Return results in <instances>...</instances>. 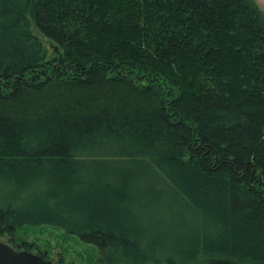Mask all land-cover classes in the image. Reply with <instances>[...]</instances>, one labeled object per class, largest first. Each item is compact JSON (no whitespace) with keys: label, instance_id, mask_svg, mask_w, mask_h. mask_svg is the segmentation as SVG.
Listing matches in <instances>:
<instances>
[{"label":"trees","instance_id":"1","mask_svg":"<svg viewBox=\"0 0 264 264\" xmlns=\"http://www.w3.org/2000/svg\"><path fill=\"white\" fill-rule=\"evenodd\" d=\"M26 226L98 264H264L256 0H0V237Z\"/></svg>","mask_w":264,"mask_h":264},{"label":"rangeland","instance_id":"2","mask_svg":"<svg viewBox=\"0 0 264 264\" xmlns=\"http://www.w3.org/2000/svg\"><path fill=\"white\" fill-rule=\"evenodd\" d=\"M260 9L264 13V0H256ZM34 32L39 35L41 40L44 42L45 46L52 50V43L49 42L37 29H33ZM96 168L102 166L101 164H96ZM157 184L154 185V188H159L162 190L164 188L163 185L156 182ZM168 198V195H166ZM166 201L165 196L159 200L160 203L170 206L169 202H173V207H181V203L178 201ZM183 212L186 216L190 217L189 221L192 224H195L197 221V225H201V217L196 218V212L191 209H183ZM163 211V210H162ZM189 211V212H188ZM117 219H119V215H115ZM155 217V216H154ZM153 217V218H154ZM114 218L110 214V219ZM196 218V219H195ZM199 220V221H198ZM125 223V221H123ZM166 227L164 225L161 226V231H164ZM152 238V234H150ZM16 242H11L9 236L0 237V242L10 245L11 247L22 251L21 249V242L27 241L30 244H34L35 250L34 254L45 253L48 258L56 263V264H98L99 263V249L95 245H90L81 241L78 237L67 234L64 230L51 227V226H38V227H31L26 226L21 228L17 231L16 235ZM165 238V236H163ZM24 251V250H23ZM63 262V263H62Z\"/></svg>","mask_w":264,"mask_h":264},{"label":"water","instance_id":"3","mask_svg":"<svg viewBox=\"0 0 264 264\" xmlns=\"http://www.w3.org/2000/svg\"><path fill=\"white\" fill-rule=\"evenodd\" d=\"M0 264H56L40 254L19 251L8 244L0 242Z\"/></svg>","mask_w":264,"mask_h":264}]
</instances>
